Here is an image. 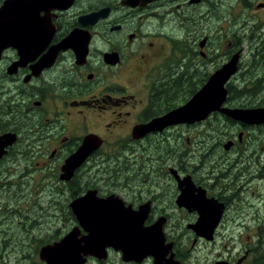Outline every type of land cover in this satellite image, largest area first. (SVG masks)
Segmentation results:
<instances>
[{"label":"flooded vegetation","instance_id":"obj_1","mask_svg":"<svg viewBox=\"0 0 264 264\" xmlns=\"http://www.w3.org/2000/svg\"><path fill=\"white\" fill-rule=\"evenodd\" d=\"M212 9L218 17L210 16ZM234 9L258 17L251 35L264 55V0H38L33 7L7 9L17 15L4 17L3 25L17 21L18 29L0 45V205L17 202L22 178L38 169L26 163L21 171L22 159L59 158L53 168L47 161L42 168L53 192L66 194L63 205L49 199L56 210L66 209L69 216L63 219L73 227L78 221L71 202L89 191L119 200L120 211L128 215L115 218L161 225L162 242L154 251L126 260L121 250L107 247L106 257L87 255L85 264H111L112 255V264H191L194 258V264H264L261 231L237 253L229 248L234 229L226 233L228 225L248 221L238 222L232 212L244 202L233 180L245 174L232 170L240 162L245 130L227 137L216 126L222 117L264 133V122L236 121L216 110L191 123L146 126L184 105L206 83L219 67L200 77V64L216 60L218 45L232 47L220 52L223 60L237 51L243 36L224 27L214 31L217 20L233 24ZM186 88L189 98H184ZM229 94L228 89L223 107L245 108L230 106ZM85 140L93 143L91 151L71 178H63L67 159ZM219 149L224 154L218 155ZM232 152L237 155L227 157ZM40 205L49 214L50 207ZM3 212L0 207V264L16 252V232L30 233L29 226L37 229L50 220L41 214L3 218ZM200 218L220 219L210 232L198 225Z\"/></svg>","mask_w":264,"mask_h":264},{"label":"rangeland","instance_id":"obj_2","mask_svg":"<svg viewBox=\"0 0 264 264\" xmlns=\"http://www.w3.org/2000/svg\"><path fill=\"white\" fill-rule=\"evenodd\" d=\"M216 9L219 15H223L221 4L218 2ZM219 9V10H218ZM213 9L211 10V17L216 18L219 15L214 14ZM234 14H230L233 18L234 22L225 23L219 22L217 20L215 24V30L218 31L220 28L227 29L228 33H237L243 37L240 38L241 45L239 48H242V53H240L239 58V71L231 78L230 82L238 85L237 89H241L243 86V75L249 73H254L255 75L258 74L259 76L264 75V55L261 54V49L259 53H257L256 48V38L251 35L253 33L252 25L258 22V17H254L250 14L247 10H240L234 9ZM264 13V12H263ZM264 17V16H263ZM230 17H228L229 19ZM208 21L206 19H202L201 23L204 24ZM254 34V33H253ZM228 48H232L228 46L227 42L221 43L216 47L217 50V57L214 62H202L201 69L199 71L200 77H202V72L206 71L208 74H211L215 68L220 67L223 63H226L227 59L223 60V56L220 55L224 53ZM238 47L235 50L238 51ZM237 51H233L230 55H234L238 53ZM260 57L258 58L257 55ZM261 60L262 62H259ZM193 66V65H192ZM192 66L190 67L193 70ZM187 68V63L184 65V69ZM202 79V78H201ZM229 82V83H230ZM228 83V84H229ZM188 85V84H186ZM190 91L186 88L184 90V98L190 97ZM246 97V96H245ZM250 99L248 102H245V98L235 97L230 94V98L228 99V104L230 106H238L247 107L252 106L253 97L248 96L246 97ZM259 101L264 102V92H261V95L258 97ZM261 106V105H259ZM218 118V117H217ZM218 122H216V126L218 128L224 129L226 131L227 137H234L237 136L238 132L241 130H245V146L239 148L240 153V160L238 166H235L232 170L233 173H237L241 171V173L245 174L241 177L234 178V187L242 189V196L244 202L237 206L233 207V214L234 218L239 220L248 219V221H244L242 225L234 224L231 222L225 232L229 233L230 229L233 227L234 231V239L232 243H229V248H233V253H237L240 249V245L248 244V241L254 238V234L261 231L264 233V133L257 131L254 127L248 126V128H244L242 124H235L234 121H225L224 119L218 118ZM187 131V130H186ZM189 144L185 142V148ZM218 155L224 154L222 153L221 149L217 152ZM237 153L232 152L227 157L230 156L235 157ZM188 158V157H187ZM49 158L48 156L44 157H36L33 158L31 161L22 159L20 166L18 169H25L23 167L26 163H29L28 167L32 168V166L38 169H32L30 175L22 178L24 184L22 185V190L20 191V197L18 201H12L4 203L0 205L4 209L3 218H39V214H41L40 218H50V220L43 221V226L41 224L38 226L37 229H33V226H29V231L20 230L16 232L19 236V240L15 241L16 243V252H9L3 258L2 264H38V258L36 253H39V249L42 245L46 243H53L63 237L67 232H69L73 227L69 220H64L69 215H66V209L62 207V212L59 207H56L51 203L50 197L52 199H56L57 201L61 202V205L64 204L66 200V194L62 191L60 192H53L52 190V183H49L47 176V169L44 170L42 165L44 162H48L49 168H53L59 162V158ZM62 160V159H61ZM60 160V161H61ZM210 159H207L209 161ZM40 163L37 165V163ZM192 165V164H191ZM41 167V168H40ZM45 175L46 179L41 180V176ZM41 180V181H40ZM232 181V183H233ZM86 180H83V184ZM105 187V185H104ZM113 186L108 187L107 189H113ZM51 191V194H50ZM233 191V189L231 190ZM14 200V198H13ZM40 202L44 205L50 207L49 214L42 213ZM241 215V218H238ZM252 218V219H250ZM259 218V219H253ZM37 225V224H36ZM59 232L57 233V231ZM56 231V232H55ZM30 238V240H29ZM231 237L227 236L225 238V242H228ZM49 241V242H47ZM46 242V243H44ZM218 243H224L220 239ZM236 246V247H235ZM235 247V248H234ZM39 248V249H38ZM193 250V247L190 248L189 253ZM220 251V250H219ZM193 253V252H192ZM209 253V250L207 251ZM115 255L110 256L108 260L109 263H113ZM188 262V260L186 259ZM194 260L191 264H194ZM205 262V261H204ZM204 264V263H202Z\"/></svg>","mask_w":264,"mask_h":264},{"label":"water","instance_id":"obj_3","mask_svg":"<svg viewBox=\"0 0 264 264\" xmlns=\"http://www.w3.org/2000/svg\"><path fill=\"white\" fill-rule=\"evenodd\" d=\"M35 1L38 0H5L0 6V45H3L2 41L15 38L13 35L18 29L17 21L11 22L8 27L3 25L4 17L17 15V12L12 13L6 10L20 6L33 7L36 4ZM239 58L240 52L234 54L230 60L209 76L206 83L184 105L155 121L153 120L146 125L147 129L157 125L164 127L176 122L199 121L216 110L222 111L236 120L248 123L264 122V107H223L228 96L227 84L239 70ZM92 144L91 141L85 140L78 151L67 159L63 167V178L72 177L74 169L83 162L91 151ZM115 200L119 201L114 196L100 198L96 191H89L73 200L71 207L77 216L78 224L59 240L44 245L39 252L41 260L45 264H85L87 255L98 258L106 257L107 247L121 250L126 260L154 251L153 249L157 248V243L162 242L161 225L146 227L143 224L145 218H115L119 217L120 214L121 216L128 215L120 211L121 207ZM212 219L200 218L198 225L210 228L211 232L215 228L216 219L219 220L220 218H215L214 223L209 222ZM82 231L85 233L81 235ZM170 246L171 243H169ZM171 264H180V262Z\"/></svg>","mask_w":264,"mask_h":264},{"label":"trees","instance_id":"obj_4","mask_svg":"<svg viewBox=\"0 0 264 264\" xmlns=\"http://www.w3.org/2000/svg\"><path fill=\"white\" fill-rule=\"evenodd\" d=\"M258 53V51H257ZM254 55H256V52L254 53ZM258 58H260L257 55ZM259 62H262L261 60H259ZM218 68V67H217ZM202 77H204V74L202 72ZM243 83L241 86H243L241 89H237L238 85L234 84V83H229L228 84V89L230 90V94L235 97H240V98H245V102H248L250 99L246 98L248 96L253 97L252 100V106L251 107H259V105H264L263 101H259L258 97L261 95V92H264V75L263 76H259L258 74H254V73H249L248 74H244L243 75ZM229 94V95H230ZM246 96V97H245ZM230 98V96H229ZM244 107H247L246 105ZM59 232V230L57 231V233ZM49 242V241H47ZM46 243V242H44ZM37 257H38V253H36ZM39 264H44V262L42 260L39 259Z\"/></svg>","mask_w":264,"mask_h":264},{"label":"bare ground","instance_id":"obj_5","mask_svg":"<svg viewBox=\"0 0 264 264\" xmlns=\"http://www.w3.org/2000/svg\"><path fill=\"white\" fill-rule=\"evenodd\" d=\"M258 46V45H257ZM257 46H256V48H257ZM257 55V54H256ZM228 108V107H227ZM245 108H254V107H245ZM236 121H241V120H236Z\"/></svg>","mask_w":264,"mask_h":264}]
</instances>
